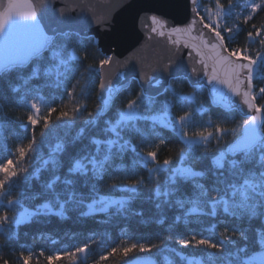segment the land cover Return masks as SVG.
Segmentation results:
<instances>
[{"label": "trees", "instance_id": "trees-1", "mask_svg": "<svg viewBox=\"0 0 264 264\" xmlns=\"http://www.w3.org/2000/svg\"><path fill=\"white\" fill-rule=\"evenodd\" d=\"M215 2L199 0L201 10L210 8L212 14L217 11ZM252 2L232 0L228 6L229 0H220L224 6L220 19L226 20V26L220 28L229 47L245 48L254 58L259 57L254 78L259 87L264 86V47L258 40L249 39L247 34L253 24L264 26V11L253 14L254 19L248 24L242 20L248 12L247 5ZM225 27L233 31L224 32ZM66 33V36L65 33L57 34L47 49L26 66L10 67L0 73V163L14 159L16 147L28 143L31 138L34 125L30 127L26 120L33 114L34 103L39 105L41 116L51 108L69 113L68 118L58 120V111L52 115L47 128L42 122L37 126L32 153L26 160L21 157L25 161L20 166L26 171L0 191V215L8 217L7 222L0 225V264L3 260L6 264H19L18 257L22 252L25 255L34 253L31 264H37V261L38 264H52L51 260L47 262V255L75 250L85 244L89 247L84 260L80 253L75 260L62 259L56 264H123L125 259L148 256L155 258L158 264H188L190 259L211 264L212 257L214 264H228L229 254L245 243L249 251L255 253L256 234L251 229L258 221L249 219L247 209L227 214L218 205L215 216L187 214L193 200L199 201L198 206L205 212L210 210V202L201 192L223 190L245 177L264 173L259 151L243 152L235 157V163L223 161L222 168L215 164L214 156L240 137L243 120L247 118L235 109L215 106L204 86L191 85L185 77L169 81L176 96L183 99L170 97L171 90L167 86L161 94L152 97L154 103L151 104L150 96L144 94L139 82L131 79L128 87L104 112L98 91L97 65L106 56L93 36ZM53 51H59L64 59L73 51L78 57L87 55V59L68 60L67 69L62 68L60 77L49 76L45 73L55 63ZM138 92L142 93L138 101L141 108L150 107L156 115L167 111L170 126H154L151 122L137 125L133 121L118 133L111 132L120 118L119 109ZM169 100L171 108L166 106ZM260 103L264 106V101ZM73 107L79 110L74 113ZM185 113L191 115L184 121H177ZM217 126L229 129L219 142L214 139L220 136ZM198 132L205 135L210 132L207 141L197 137ZM110 139L116 140L111 147L107 143ZM122 141H127L123 150L120 148ZM258 146L264 147L259 144L254 148ZM149 150L158 153V162L168 159L169 166L161 169L155 157L146 156ZM181 151L185 154L183 161ZM105 156H108L107 160H104ZM93 160L97 165L103 161V166L99 170L90 167ZM182 163L200 175L189 178L186 174L176 173L175 169ZM4 171L6 169H0V174ZM141 179L143 183L134 191L124 189ZM112 183L117 187L108 189L106 186ZM157 187L162 192L159 197L156 196ZM165 191L167 196L163 195ZM100 196L122 198L126 203L123 207L113 205L106 213L85 216L87 204ZM177 200L185 201L184 209L179 208ZM253 202L257 204L258 212L264 210L260 201ZM225 229L229 235L233 231L240 232L248 239L223 241L219 233ZM190 235L211 240L221 245L222 251L217 253L206 246L181 248L178 240ZM132 242H151L158 247L151 253H130L127 258L117 253L100 261V256L106 255L111 248H121ZM41 252L43 256L39 255Z\"/></svg>", "mask_w": 264, "mask_h": 264}, {"label": "snow or ice", "instance_id": "snow-or-ice-1", "mask_svg": "<svg viewBox=\"0 0 264 264\" xmlns=\"http://www.w3.org/2000/svg\"><path fill=\"white\" fill-rule=\"evenodd\" d=\"M45 3L56 4L59 3L60 7L56 9V12L63 17L65 14L72 13L74 11L85 10L83 0H39V4L43 5ZM232 0H229V5L231 6ZM128 4L127 6H129ZM189 13L190 16L186 22L180 23L182 26H171L168 21L158 15H150L146 19L137 15L134 18L135 26L139 24L141 30L145 33L147 41H151L155 36L159 37H168V42L172 44V49H169L170 54L167 56L166 60L161 59L152 64H145L143 60L138 56H129L124 60H120L115 56L103 57L98 61V69L100 70V87L105 85H111L112 79L106 78L103 70L106 67H111L113 64L117 65V71L113 73V76H118L121 74L122 70L130 63L135 62L139 68V79L142 83L145 84H159L160 81L155 80L153 73L157 69H163L167 71L169 66L172 65L176 58L181 54V51H185L187 55V62L190 67V70L193 75L197 73H202L210 82L215 81L220 84H224L228 87L229 91L233 96L242 98V105L250 113L247 119L243 120V124L246 128L245 137L243 139H235L228 144L226 149L221 150L217 155H215V164L218 168H222V162L226 160H232L235 163V157L239 156L242 150H247L251 148V142L257 137H260V145H264V129L258 131L255 127L256 122L264 120V106L261 105V101H264V86H259L254 83V78L256 74L254 72V66L257 64L259 57L254 58L253 55L245 48H231L228 46V43L225 41V36L221 32L219 20L224 9V6L220 3V0L215 2V19H213L212 9L205 8L201 10L199 0H188ZM248 12L242 17L243 23L248 24L249 21L254 19V15L258 12L264 11V0H253L252 3L247 5ZM2 13V20H0V34L12 32L19 29H30L32 31H38V26L30 25L26 22L34 21L36 19V3H33V0H29L28 11L26 13H17L12 9L10 0H7L6 7L3 10H0ZM93 22L100 26L102 29H107L111 24V15H107L103 20L95 19V13H90ZM150 20L149 24L147 21ZM207 30V33H211V36L204 31ZM224 32H232L233 29L230 27H225ZM65 36L67 33L64 34ZM187 35L183 45H180V40L171 39L173 36ZM248 38L253 40H258L260 45L264 47V26L252 25V30L248 32ZM210 53V55L208 54ZM52 59L55 61L52 67L46 70V75L55 74L57 77L62 75V68L67 69L68 60L75 61L79 59H87V55L78 57L76 52L73 51L71 56L67 59L61 57L59 51L52 52ZM211 61V65L209 64ZM199 66V67H198ZM89 68H92L93 65H88ZM168 89L171 90L170 97L174 99H183V97H177L173 85L168 84ZM109 97H111L112 90H108ZM71 95V92L69 93ZM141 92H138L135 95L134 99H129L122 108L119 109L120 118L115 122V125L110 129L113 133H118L121 128H125V125H130L133 121L139 125L141 122H151L154 126L164 125L170 126L167 124L169 113L165 111L162 115L153 114L150 107L141 108V105L138 103L141 99ZM148 95V94H145ZM149 103H154V98H149ZM172 102L169 100L167 107L171 108ZM33 114L27 116L26 122L31 127V138L28 143L23 145H18L14 150L15 158L11 160H5L3 163H0V169H6L2 174H0V191L3 190L4 186L7 183L18 177L21 173L26 171L25 167H21V162L25 161L26 158L32 153L35 141V131L36 128L41 122L44 127L47 128L51 123V117L54 113L59 111L57 119H64L69 117L67 111L57 110L56 108H51L48 113L41 116L39 105L33 104ZM82 107V106H81ZM104 108L108 107V100L104 101ZM79 108L73 107L72 111L75 113ZM98 110L95 115L98 114ZM131 113V115H130ZM92 117L93 114L89 113ZM191 113H185L184 115L179 116L177 121H184L188 118ZM211 122V121H209ZM139 131V129H137ZM216 131L220 133L219 138H214L218 142L223 139L224 134L229 131L221 126L216 127ZM235 131L234 129L232 130ZM254 133V135H253ZM186 135V133H185ZM196 136L199 137L202 141H207L210 136V132L206 135L204 132L196 133ZM99 144V141H96ZM108 146L111 147L116 143L115 139L108 140ZM127 141H122L120 148L126 146ZM165 144L162 140L161 145ZM59 145H57V149ZM252 151H259V160L264 163V147L252 148ZM55 151V149H54ZM146 156L149 158L155 157L157 164L161 169L167 168L170 164L168 159H164L161 162H158V153L156 151H147ZM21 157H24L25 160H22ZM185 154L183 151L180 153V159L183 161ZM108 156L104 157V160H107ZM90 167L99 170L103 166V161H100V164L97 165V162L93 160ZM78 167H80L78 165ZM148 171L151 173L152 169L149 168ZM123 172V171H121ZM176 173L186 174L187 177H197L200 175L198 172L191 171L190 168L185 167L183 163L180 167L175 169ZM127 175V174H126ZM143 183V180H135L127 188V190L134 191L137 186H140ZM108 189H114L117 187V184L112 183L106 186ZM197 187H201L197 184ZM162 192L159 187L156 189V196H161ZM164 196L168 195V192H163ZM201 195L206 196L210 202V210L205 212L204 208L199 207V201H191V207L187 209V214H204L215 216L218 211V205L223 208L224 213L235 214V212H241L248 210L250 212V220L258 221V225L251 230L256 234L255 240V253H259V258L253 252L249 251L247 243L244 245L236 246L235 250L229 254L228 264H264V210L258 212L257 204L253 201H260L261 208L264 209V173L259 174L256 177H245L240 182L236 184H230L223 190L216 191H207L201 192ZM11 204L12 201H9ZM126 201L124 199H114L106 196H100L93 203L87 204V212H106L110 206L123 207ZM102 205V207H96V205ZM176 204L179 208H185V201L177 200ZM159 206V205H158ZM48 208V205L44 206ZM51 211V209H49ZM60 215L61 213H56ZM180 217H177L179 220ZM7 215H0V225H3L7 222ZM187 223V221H185ZM229 231L225 229L219 233L221 240L223 241H234L236 239H245L248 238L240 232H231V235L228 234ZM178 244L181 248L206 246L208 250H214L219 253L222 251V246L216 243H213L211 240L198 238L196 235H190L189 237L179 239ZM88 244L84 246L77 247L75 250L56 252L54 254L47 255L45 258L47 262L52 261V264H56L57 261L62 259L75 260V258L80 253H85ZM158 247L155 243H145V242H132L127 246L121 248L113 247L106 255L100 256V261L107 260L110 256L117 253H121L125 258L129 257L130 253H151L153 249ZM39 255L43 256L44 253L41 252ZM183 259L184 256L180 253ZM34 253L28 252L25 255L23 252L18 257L19 264H31ZM2 259V258H0ZM211 264H214L215 258H210ZM3 264H6V261L3 260ZM38 264V261H37ZM123 264H156L155 260L152 258H141L133 257L132 259H125ZM188 264H193V261L190 259ZM195 264H201L200 260H196Z\"/></svg>", "mask_w": 264, "mask_h": 264}, {"label": "water", "instance_id": "water-1", "mask_svg": "<svg viewBox=\"0 0 264 264\" xmlns=\"http://www.w3.org/2000/svg\"><path fill=\"white\" fill-rule=\"evenodd\" d=\"M28 3L29 0H10L12 9L17 13H26ZM33 3H36V19L26 23L38 26L39 30L19 29L11 34L8 32L0 34V73L10 67L26 66L33 58L47 49L57 34L66 32H73L80 36H93L103 54L115 56L121 61L134 55H138L145 64H152L161 59L166 60L170 54L169 49H172L168 37L155 36L150 42L147 41L139 24L135 26L134 18L137 15L145 19L150 15H158L166 19L169 25L180 27L182 26L180 23L186 22L190 16L188 0H83L85 10L74 11L63 17L56 12V9L60 7L59 3L40 5L39 0H33ZM128 4L130 5L127 6ZM6 5L7 0H0V10H3ZM90 13H95V19L98 20H103L110 14L111 24L107 29H102L93 22ZM0 20H2V13H0ZM147 22L151 23L150 20ZM204 31L207 33L206 29ZM207 34L211 36V33ZM171 39H179L182 46L188 37L179 35L173 36ZM208 54L210 55V53ZM211 63L209 61L210 65ZM116 71L117 65L115 64L103 70L105 77L112 79L111 85H105L102 88L99 82L98 91L102 106L104 101L108 100V107H103L104 111L108 110L115 97L128 87L132 78H137L145 94L156 96L164 91L170 79L185 77L191 85L206 87L215 106L236 109L244 117L250 115L242 105V98L233 96L226 85L215 81L210 82L202 73L193 75L185 51H181L167 71L157 69L153 73L154 79L160 81L159 84L142 83L139 79V68L135 62H130L120 75L113 76ZM98 72L99 78H101L100 70ZM109 88L112 90L111 97L108 94ZM261 125L262 120L256 122L255 127L258 131ZM245 131L246 128L243 126L241 135L237 139H243ZM255 141L256 138L251 142L250 149L254 147ZM250 149L242 150V152ZM106 212L93 211L85 215L93 216ZM254 254L259 258V253ZM141 258H152L158 264L153 257ZM81 259H84V253H81Z\"/></svg>", "mask_w": 264, "mask_h": 264}, {"label": "rangeland", "instance_id": "rangeland-1", "mask_svg": "<svg viewBox=\"0 0 264 264\" xmlns=\"http://www.w3.org/2000/svg\"><path fill=\"white\" fill-rule=\"evenodd\" d=\"M213 17H214V15H213ZM214 19V18H213ZM223 21H226L225 19L223 20ZM222 25H224V26H226L225 25V22H223L222 23ZM258 65V64H257ZM260 69H258V71H259ZM255 74H256V72H255ZM137 79V78H136ZM197 86H201V85H197ZM263 121V120H262ZM260 144V137L259 136H257L256 137V141H255V146H257V145H259ZM196 260H198V259H194V260H192L193 261V264H195V261Z\"/></svg>", "mask_w": 264, "mask_h": 264}]
</instances>
